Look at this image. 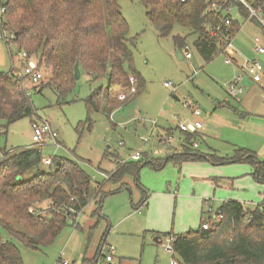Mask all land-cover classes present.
<instances>
[{
	"label": "rangeland",
	"instance_id": "1",
	"mask_svg": "<svg viewBox=\"0 0 264 264\" xmlns=\"http://www.w3.org/2000/svg\"><path fill=\"white\" fill-rule=\"evenodd\" d=\"M118 3L129 24L130 38L134 40L129 46L134 54L133 69L144 80L145 89L137 98L121 103V110L110 118L104 111L92 115L89 128L85 124L88 119L85 100L98 85H91L83 76L63 105L54 90L47 88L42 93H34L32 88L37 85L24 80L36 115L10 125L7 134L0 135V161L5 154L14 155L35 146L31 124L47 121L57 132L58 143L48 141L41 147L43 164L39 170H49L44 165L46 159H72L91 176L94 190L98 188L95 183H104L98 170L110 176L118 166V159L133 162L131 157L140 153L146 163L152 162V158L165 160L177 153L175 148L183 136L179 124L192 121L193 109L201 110L200 120L205 124L197 140L201 153L231 158L236 148L251 150L248 147L251 145V151L264 161V138L261 137L264 126L263 119H259L264 117V92L249 95L255 86L248 80L244 83V94L238 98L241 102L233 100L224 86L239 72L234 65H226V56L220 54L206 63L195 48L197 36L190 30L176 26L169 37L160 38L149 24L143 5L136 0H118ZM233 17L242 26L234 46L236 59L243 64L255 58V39L264 44V32L253 20L242 18L236 11ZM176 35L187 37L185 52L189 51L192 59L177 57L179 50L173 40ZM12 43L0 40L1 74H10L13 65L16 70L20 69L19 51ZM261 61L264 66V60ZM41 71L46 82L51 72L43 67ZM165 83L173 86L167 88ZM101 85L106 89L107 81L103 80ZM228 99L233 108L219 106ZM169 131L173 132L172 139L170 146H166L160 137ZM146 138H149L147 143L143 142ZM37 170L26 174L24 182L33 180ZM252 170L249 164L215 165L209 161L183 165L169 162L161 169L147 165L141 170L140 183L150 196L148 207L137 210L132 207V202L138 205L142 194L134 179L126 177L123 182L129 185L128 190L110 193L102 205L101 197L95 203L94 192L89 206L80 213L78 224L70 222L51 246L30 250L19 242L16 244L24 264H60L59 259L69 264H95L104 242V254L109 246L116 249L113 264L181 263L174 252L167 251L171 237L165 234L197 229L207 220L210 211L216 215L228 201L241 202L246 210L253 211L264 201V184L254 180ZM119 185L108 182L103 191H114ZM47 205L39 206L40 210H45ZM156 237L161 243H156ZM100 264L105 262L101 260Z\"/></svg>",
	"mask_w": 264,
	"mask_h": 264
},
{
	"label": "trees",
	"instance_id": "2",
	"mask_svg": "<svg viewBox=\"0 0 264 264\" xmlns=\"http://www.w3.org/2000/svg\"><path fill=\"white\" fill-rule=\"evenodd\" d=\"M136 1L146 9L148 22L160 38L169 37L180 26L197 36L194 45L206 63L220 55L223 43L214 40L209 30L223 27L224 19L211 13L208 7L223 0ZM229 2L240 11L242 18H249L248 11L239 2ZM2 8L5 12L0 15V29L14 35L12 44L19 53L25 51L35 56L38 67L51 72L46 82L32 88L34 93L49 88L56 92L60 104H67V96L77 85L74 78L77 63L81 75L87 76L91 85L99 86L85 100L88 112L85 124L89 128L95 113L104 111L110 118L121 103L126 104L118 101V96L129 92L131 75L138 79V90L128 101L145 89L144 80L133 69L134 54L129 46L134 40L130 38V27L118 0H0V11ZM241 27L235 21L231 34L238 35ZM173 40L183 55L189 52H185L187 37L176 35ZM24 80L14 73V68L10 74L0 73V135H6L10 125L36 115ZM103 80L107 81L106 89L101 85ZM182 134L180 152L165 160L143 163L141 158L137 162L119 163L110 173L108 182L121 184L117 193L125 187L122 182L127 176L134 178L142 194L138 205L132 202L134 209L146 206L150 198L140 183L141 170L147 165L161 169L169 162L249 164L254 169V180L264 184V161L256 153L238 149L231 158L205 155L199 146L193 147L199 139L198 133ZM41 164L42 148L37 146L14 155L5 154L0 161V264H24L17 242L30 250L51 246L70 225L72 211L80 213L94 192V198L101 197L100 205L108 196L103 186L93 190L91 176L72 159H52V164L47 166L49 170H39ZM36 169L34 179L24 182L25 175ZM46 203V209L40 210L39 206ZM217 217L221 219H213L208 213L207 220L197 230L165 234L173 240L174 253L181 261L178 264H264V201L253 211L246 210L238 201L225 202ZM205 221L210 223L207 231L202 229ZM157 241L161 243L160 238ZM105 244L101 245L93 263L105 262L102 251Z\"/></svg>",
	"mask_w": 264,
	"mask_h": 264
},
{
	"label": "built area",
	"instance_id": "3",
	"mask_svg": "<svg viewBox=\"0 0 264 264\" xmlns=\"http://www.w3.org/2000/svg\"><path fill=\"white\" fill-rule=\"evenodd\" d=\"M239 2L249 13L248 20H255L260 28L264 31V0H235ZM185 2V0H182ZM208 10L211 13L216 15H221L224 19L223 27L217 26L212 30H209L211 37L223 43V47L220 51L221 55L226 56V65H234L239 74L235 76V78L230 81L228 84L224 86L226 93L231 98H238L239 96L243 95L244 93V83L245 81L249 80L253 84L259 85L262 90H264V66L259 58L264 59V44L259 38L255 39V58L252 60H247L243 64H239L236 55L237 51L234 46V41L237 35H232L231 31L233 28V24L236 21L234 19L235 11L240 14V11L236 9V7L230 5L229 0H223L222 2H214L208 7ZM5 9L2 8L0 11V15L4 14ZM241 15V14H240ZM1 19H0V27H1ZM242 29V27H241ZM14 35L9 33H4L0 29V40L5 42H12L14 40ZM185 59H192L191 53L184 54ZM20 67L19 70H16V66H13L14 71H17V75L19 78L26 79L29 83L33 85H40L44 80V74L41 71V68L38 67V60L35 59V56H31L27 52L23 51L19 53V61ZM130 90L127 93H121L118 96V101L120 102H127L128 99L134 96L138 90V79L136 76H130ZM165 87L171 88L173 85L171 83H165ZM188 105V104H187ZM189 106V105H188ZM194 116H200L201 110L194 109L193 111ZM32 131L33 137L32 141L33 144L39 148L46 144L48 141H53L54 143H58L57 138L58 134L53 129L52 125L47 121H37L33 122L32 124ZM203 129V123L199 120H194L192 122H184L179 124V130L182 133H189V134H196ZM172 134V132H169ZM169 134V135H170ZM168 135V136H169ZM147 141V140H146ZM171 141V137H166L164 142L169 144ZM194 148H198V143L193 144ZM141 159V154L136 153L132 156V160L137 162ZM44 164L46 166H50L52 164L51 159L44 160ZM105 180H109L110 176L106 174H101ZM74 215L70 218V222L76 226L78 224V218L80 213H76L72 211ZM211 217L213 216L212 211L209 212ZM219 214V213H218ZM213 219L220 220L221 217H217V214L213 216ZM202 229L207 231L210 229V223L205 221L202 225ZM173 240H169L168 246L166 247L167 251L172 253L174 252L172 246ZM116 254V249L112 246L107 247V252L105 253V264H113V259ZM60 264H69L62 259H59ZM172 264H178L177 262L173 261Z\"/></svg>",
	"mask_w": 264,
	"mask_h": 264
},
{
	"label": "crops",
	"instance_id": "4",
	"mask_svg": "<svg viewBox=\"0 0 264 264\" xmlns=\"http://www.w3.org/2000/svg\"><path fill=\"white\" fill-rule=\"evenodd\" d=\"M254 55H255V54H254ZM182 56H183V59H185V58H184V55H182ZM259 59H260V60H264L263 58H259ZM261 62H262V61H261ZM82 77H83V76H82ZM85 77H87V76H85ZM87 78H88V77H87ZM88 79H89V78H88ZM247 81H248V80H247ZM250 82H251V81H250ZM251 83H252V82H251ZM252 84H253V83H252ZM254 86H255V87H252L251 92H250L249 95H251L252 93L255 94V93H257V91H259V92H261V93L264 92V90H262V88H261L259 85L254 84ZM224 89H225V88H224ZM224 91H226V90H224ZM243 94H244V93H243ZM241 96H242V95H241ZM238 98H240V96H239ZM238 98H232V99H233V100H236L238 103H240L241 101H240ZM246 99H247V97L244 98V101H246ZM219 106H220V107L233 108V106L229 103V99H228V102L225 101L224 104H222V105L220 104ZM189 107H191V106H189ZM119 110H121V107L118 108L116 111L118 112ZM116 111H115V112H116ZM193 111H194V109H193ZM193 111H192V117H193V118H192V121H194V120H199V121H201L200 118L202 117V113H201L200 116L197 117V116H194ZM257 113H258V112H255L254 114H257ZM214 114H215V116H216V113H214ZM252 115H253V114H252ZM111 116H112V115H111ZM259 119H263V124H262V125L264 126V117H260ZM251 120H255V118H252ZM192 121H190V122H192ZM201 122H202V121H201ZM188 123H189V122H188ZM202 123H203V122H202ZM204 125H205V124L203 123V129H202L201 131L198 132V134H199L200 136H201V133H202L203 130H204ZM169 132H171V131H169ZM169 132H168V134L165 135L164 137H162V136L160 137V141H162V144H165L166 146H170V144H171V141L169 142V144H166V143L164 142V139H165L166 137H169V136H170L171 139H172V134H170ZM172 133H173V132H172ZM181 133H182V132H181ZM151 134H152V132L150 133V135H151ZM169 134H170V135H169ZM168 135H169V136H168ZM261 137L264 138V132H263V134H261ZM146 140H147V141H146ZM148 141H149V138H146V139H144L143 142L147 143ZM182 143H183V139H182V137H181L180 144L178 145L177 148H175V152H180V151L182 150ZM248 147H249L251 150H253L251 145H248ZM238 149H246V150H249V149H247V148H236L235 151L238 150ZM251 150H250V151H251ZM135 154H136V153H135ZM131 159H132V157H131ZM152 159H154V158H152ZM132 161H133V160H132ZM133 162H134V161H133ZM117 163L119 164V163H128V162H127V161H121V160L118 159V162H117ZM183 164H186V163H182V164H179V165H183ZM253 171H254V169L252 170V173H253ZM98 172H99L100 175H101V174H106V175H108V173L102 172V171H100V170H98ZM251 175H252V174H251ZM108 176H109V175H108ZM101 177L104 179V177H103L102 175H101ZM127 177H131V176H127ZM132 178H133V177H132ZM133 179H134V178H133ZM107 181H108V180H105V179H104V183L101 184L100 182H97V183H95V184H96V186H100V187H101V186H104L106 183H108ZM123 181H124V180H123ZM122 184H125V187H124V188H125L126 190L129 189V185H128L127 183L122 182ZM100 187H99V188H100ZM120 188H121V184L119 185V188H118V189H116V190H114V191H109L108 193L105 191V193H107L108 195H109L110 193H112V192L117 193V190H119ZM124 188H123V189H124ZM122 191H123V190H122ZM97 199H98V198H94L95 203H97ZM149 199H150V198H149ZM91 200H92V199H90V201H91ZM139 203H140V201H139ZM88 204H89V203H88ZM133 204H135V203L133 202ZM148 205H149V201H148V203H147L146 206L148 207ZM87 206H89V205H87ZM87 206H86V207H87ZM86 207H85V208H86ZM85 208H84V209H85ZM81 212H82V211H81ZM81 212H80V213H81ZM199 226H200V225H199ZM78 228H79V226L77 227V229H78ZM197 229H199V227H197ZM197 229H191V228H190L189 230H197ZM189 230H188V231H189ZM185 232H187V231H185ZM185 232H184V233H185ZM174 234H175V233H174ZM156 235H160V233H157ZM158 238H159V237H156V239H155L156 242H158V241H157ZM158 244H159V243H158ZM105 246H106V245H104V246L102 247V251H103V253H104V250H105ZM99 249H100V248H99ZM98 252H99V250H98ZM105 253H106V252H105ZM115 255H116V254H115Z\"/></svg>",
	"mask_w": 264,
	"mask_h": 264
},
{
	"label": "water",
	"instance_id": "5",
	"mask_svg": "<svg viewBox=\"0 0 264 264\" xmlns=\"http://www.w3.org/2000/svg\"><path fill=\"white\" fill-rule=\"evenodd\" d=\"M177 57L180 59V60H183V54L178 51L177 52ZM82 75H81V71H80V67H79V64L77 63L76 66H75V71H74V78H75V81H79L81 79Z\"/></svg>",
	"mask_w": 264,
	"mask_h": 264
}]
</instances>
